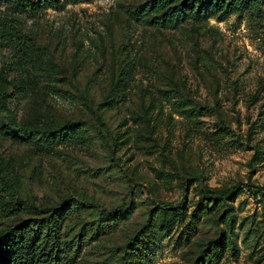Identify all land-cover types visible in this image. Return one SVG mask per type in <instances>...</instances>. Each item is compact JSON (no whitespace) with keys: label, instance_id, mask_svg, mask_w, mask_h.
Returning <instances> with one entry per match:
<instances>
[{"label":"rangeland","instance_id":"rangeland-1","mask_svg":"<svg viewBox=\"0 0 264 264\" xmlns=\"http://www.w3.org/2000/svg\"><path fill=\"white\" fill-rule=\"evenodd\" d=\"M50 1L0 0V232L33 264H264V0Z\"/></svg>","mask_w":264,"mask_h":264},{"label":"trees","instance_id":"trees-1","mask_svg":"<svg viewBox=\"0 0 264 264\" xmlns=\"http://www.w3.org/2000/svg\"><path fill=\"white\" fill-rule=\"evenodd\" d=\"M8 3L14 5L20 12H26L29 16L36 15L42 9H45L48 6H51L50 0H6ZM210 0H185L184 4L187 6L188 12L190 14L199 15L200 13L207 10V8L203 11L195 8V5L200 4L202 6H207ZM5 111L10 114V110L4 107ZM13 117V116H11ZM11 127L14 131H25L29 129L35 133L42 132L44 136L50 138V140H54L57 136L68 130H75L80 126V123L74 122H63L54 125H49L48 127H43L42 129H32L31 126H25L23 124L17 123L14 118H10ZM30 127V128H29ZM26 132V131H25ZM7 183L8 188H13V182L11 180H7L4 177L1 178V183ZM5 186V185H4ZM236 187L234 186L233 189ZM222 195V194H220ZM224 197V196H223ZM68 204V203H66ZM65 206H61L58 208H40L39 210L46 211H63ZM120 207L114 208L110 213H117L120 210ZM31 230L26 229L25 227L18 225L14 228H8L4 231L0 232V264H33L34 256L31 252L33 251V241L29 235ZM23 248V249H22ZM29 252L31 254H29ZM38 260V259H37ZM128 263V260H126Z\"/></svg>","mask_w":264,"mask_h":264}]
</instances>
